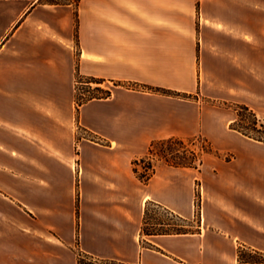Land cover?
I'll return each instance as SVG.
<instances>
[{"label":"crops","instance_id":"0c3cea01","mask_svg":"<svg viewBox=\"0 0 264 264\" xmlns=\"http://www.w3.org/2000/svg\"><path fill=\"white\" fill-rule=\"evenodd\" d=\"M82 77L117 85L79 104ZM238 105L264 120V0H0V264H264L239 258L264 255V140ZM198 136V167L139 177ZM157 208L181 231L146 233Z\"/></svg>","mask_w":264,"mask_h":264},{"label":"trees","instance_id":"16d2710c","mask_svg":"<svg viewBox=\"0 0 264 264\" xmlns=\"http://www.w3.org/2000/svg\"><path fill=\"white\" fill-rule=\"evenodd\" d=\"M41 1L47 2V3H68L70 1H73L75 4H78L79 2V0H41ZM93 81L101 82V80H98L95 78H89L87 80V82H93ZM157 90L161 92H165V93H172L171 91L166 90V89L158 88ZM96 91L93 94H90L82 99H79V96L77 93L78 103L82 104L90 98L105 97L111 94V89H103L99 86L97 87ZM237 110H238V118L232 124V127L240 130L241 132H243L244 134L248 136L254 137L259 140H264L262 136H257V135L252 134L251 132L247 131L243 125L240 124L241 117H250L252 119L253 126H254L253 128L255 130H259L257 129L259 125L261 127H264V122L261 121L257 113L247 105H238ZM188 141L193 142V139L184 140L178 137H167V138L153 140L149 146L148 153L141 159H137L135 161V164H136L135 170L138 173L139 177L144 182H148L155 172V161L157 160H163L175 166L198 167L203 162L202 155L195 149L186 148ZM155 156L157 157L156 159H155ZM140 162L142 163L143 167H145V169L141 172L139 170ZM144 231L146 233H161V232L170 233V232H180L181 229L151 230V229H147V227L144 225ZM239 258L243 261H256V262L264 261L263 254L259 252H255V253L244 252L243 250H240Z\"/></svg>","mask_w":264,"mask_h":264},{"label":"rangeland","instance_id":"374dc122","mask_svg":"<svg viewBox=\"0 0 264 264\" xmlns=\"http://www.w3.org/2000/svg\"><path fill=\"white\" fill-rule=\"evenodd\" d=\"M89 78H80L79 80H82L86 82L85 84H80V91L78 93L79 99L85 98L86 96L93 94L97 87H101L103 89H112L117 85V82L114 81H101V82H87ZM84 94H81V93ZM97 92V91H96ZM241 125H243L247 131L251 132L254 135L262 136L264 138V127H261L260 125L257 127L259 130H255L253 127V122L250 117H241ZM261 121L264 122L262 118H260ZM186 148L189 149H195L198 151L201 155L204 154L207 150H210L211 147L207 143L204 137L198 136L193 138V142L188 141ZM157 157L155 156V159ZM142 163L140 162L139 168L142 167ZM140 170V169H139ZM141 172V171H140ZM150 222H158V221H165L166 223H170L171 225H164V226H154L156 228H162V229H176V228H183L181 224H186V222L182 221L180 218H178L176 215H172L168 212H165L164 210L157 208L155 212H152L150 214L149 218ZM189 225H195V223L191 222ZM185 227V226H184ZM191 227V226H189Z\"/></svg>","mask_w":264,"mask_h":264},{"label":"built area","instance_id":"2783aa9c","mask_svg":"<svg viewBox=\"0 0 264 264\" xmlns=\"http://www.w3.org/2000/svg\"><path fill=\"white\" fill-rule=\"evenodd\" d=\"M86 82L82 81V80H78V83H77V91L79 92L80 91V84H85ZM81 93V92H80ZM81 94H84V93H81ZM145 169V167H140V171H143ZM198 199H199V194H198Z\"/></svg>","mask_w":264,"mask_h":264}]
</instances>
